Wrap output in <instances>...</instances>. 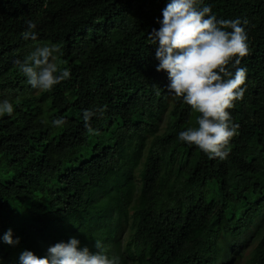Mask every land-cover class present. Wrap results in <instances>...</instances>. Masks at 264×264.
Segmentation results:
<instances>
[{"label": "trees", "instance_id": "trees-1", "mask_svg": "<svg viewBox=\"0 0 264 264\" xmlns=\"http://www.w3.org/2000/svg\"><path fill=\"white\" fill-rule=\"evenodd\" d=\"M205 2L220 18L248 21L247 90L229 109L239 135L223 160L178 138L199 113L171 102L166 73L155 70L147 33L159 27L165 0H0V99L14 104L0 117V234L11 228L20 237L0 242L4 264L23 249L42 255L75 168L88 211L115 212L106 237L122 264H264V0ZM28 20L37 22L35 41L21 35ZM49 42L61 46L56 62L71 78L42 92L14 62ZM101 105L89 134L82 110ZM58 116L66 126L41 123ZM41 182L55 195L25 208L19 190Z\"/></svg>", "mask_w": 264, "mask_h": 264}, {"label": "clouds", "instance_id": "clouds-1", "mask_svg": "<svg viewBox=\"0 0 264 264\" xmlns=\"http://www.w3.org/2000/svg\"><path fill=\"white\" fill-rule=\"evenodd\" d=\"M160 12L155 18L159 27L147 33L148 44L154 46L155 70L166 73V88L171 96L199 113L195 126L178 132V138L189 146L195 145L210 159H226L230 141L239 135V125L233 121L229 109L244 98L247 90V68L240 63L251 52L248 21L239 17L220 18L205 0H165ZM26 24L22 38L37 40V22L28 20ZM58 55H63L59 44H37L14 63L32 89L47 92L71 78L70 69L56 62ZM106 107L82 110L83 124L89 134L96 133L92 118L103 116ZM13 113V102L0 99V117ZM41 123L61 128L66 126L67 119L58 116ZM70 177L59 190L61 205L54 209L63 216L56 218L52 214L42 255L23 249L15 264H122V257L114 253L115 244L106 237L115 225V212L101 206L95 213L89 212L84 197L85 183L76 168ZM40 184L35 189L24 186L19 190L25 208L28 204L30 209L40 208L43 201L55 195L49 183ZM66 212L75 214L73 221H62ZM107 227H111L107 229L109 232ZM118 238L122 247L125 239L117 236L114 241ZM0 242L15 246L20 237L8 228L0 234ZM0 264H4L2 258Z\"/></svg>", "mask_w": 264, "mask_h": 264}, {"label": "rangeland", "instance_id": "rangeland-1", "mask_svg": "<svg viewBox=\"0 0 264 264\" xmlns=\"http://www.w3.org/2000/svg\"><path fill=\"white\" fill-rule=\"evenodd\" d=\"M171 102L173 101V99H174V97L173 96H171ZM162 124H164V123H162ZM119 235H120V237L124 240L125 238H126V236L128 235V231H127V229H124V227H122V229L120 230V232H119ZM235 264H242V261H238V262H236Z\"/></svg>", "mask_w": 264, "mask_h": 264}]
</instances>
